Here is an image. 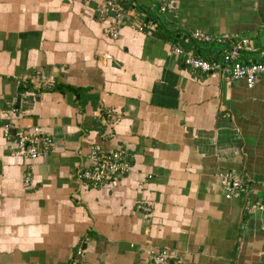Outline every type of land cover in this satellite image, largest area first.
I'll return each instance as SVG.
<instances>
[{"label":"crops","instance_id":"0c3cea01","mask_svg":"<svg viewBox=\"0 0 264 264\" xmlns=\"http://www.w3.org/2000/svg\"><path fill=\"white\" fill-rule=\"evenodd\" d=\"M118 1L131 13L112 39L102 0H0V264H67L77 250L79 264H153L156 250L264 264V77L248 87L171 52L219 61L245 39L238 60L264 61V0ZM15 128L40 129L51 149L28 161ZM93 146L121 150L130 170L77 181ZM225 174L245 192L227 197Z\"/></svg>","mask_w":264,"mask_h":264},{"label":"built area","instance_id":"2783aa9c","mask_svg":"<svg viewBox=\"0 0 264 264\" xmlns=\"http://www.w3.org/2000/svg\"><path fill=\"white\" fill-rule=\"evenodd\" d=\"M86 1V0H83ZM168 6L167 0H160L159 10L164 11ZM98 16L101 20L106 22L104 33L114 39L118 36V30L121 26L125 13H131L127 9L122 8L117 0H102V3L97 8ZM154 25L150 26L153 29ZM137 30L141 31L142 26H137ZM150 31V30H149ZM189 37L197 41L208 40L206 36L198 31L192 32ZM220 41V40H217ZM246 45L245 39H240L230 50L222 53L219 61H208L192 54L191 51L182 49L177 46L171 48V52L182 59L184 65L197 70L201 73L214 74L219 77H224L226 80L245 81L246 86L250 87L253 83L261 77H264V61H252L247 64L242 63L237 58V51L242 46ZM46 85L51 86L52 82L45 77L40 78ZM10 124L6 123L1 127L2 136L9 138ZM13 146L17 153L24 155L28 161H33L40 156L46 155L52 147L51 137L42 132L38 128L23 130L15 128L13 131ZM90 166H78L75 168L74 176L77 181L86 182L92 185L109 184L118 176L127 173L130 170L123 152L115 149L112 151H105L99 146H93L89 150ZM30 165L27 166L29 168ZM30 172L26 171L23 176V183L26 185ZM248 180L241 178H233L225 174L222 178V184L226 191L227 197H235L241 192H245ZM138 208L145 212L148 208L137 205ZM264 234V227L261 228ZM153 264H169L168 260L171 256L161 250L150 252ZM80 251L75 252L73 257L67 264H79L78 257ZM173 264V263H172Z\"/></svg>","mask_w":264,"mask_h":264},{"label":"trees","instance_id":"16d2710c","mask_svg":"<svg viewBox=\"0 0 264 264\" xmlns=\"http://www.w3.org/2000/svg\"><path fill=\"white\" fill-rule=\"evenodd\" d=\"M117 2H119V1L117 0ZM154 31H156V29H154ZM155 36L164 39V36L160 35L158 33H155ZM191 41L194 42L193 40H191ZM64 87H65L66 90H69L71 92H77L78 91L77 88H73V87H70V86H64ZM51 89H54V85H53V87Z\"/></svg>","mask_w":264,"mask_h":264},{"label":"water","instance_id":"95a60500","mask_svg":"<svg viewBox=\"0 0 264 264\" xmlns=\"http://www.w3.org/2000/svg\"><path fill=\"white\" fill-rule=\"evenodd\" d=\"M119 5L122 7V8H125L127 5H129V2L127 1H122V2H119ZM169 264H172V260H168Z\"/></svg>","mask_w":264,"mask_h":264}]
</instances>
